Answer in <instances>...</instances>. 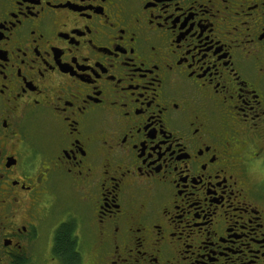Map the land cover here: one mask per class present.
<instances>
[{
  "label": "flooded vegetation",
  "instance_id": "flooded-vegetation-1",
  "mask_svg": "<svg viewBox=\"0 0 264 264\" xmlns=\"http://www.w3.org/2000/svg\"><path fill=\"white\" fill-rule=\"evenodd\" d=\"M261 147L264 0H0V264H264Z\"/></svg>",
  "mask_w": 264,
  "mask_h": 264
},
{
  "label": "snow or ice",
  "instance_id": "snow-or-ice-1",
  "mask_svg": "<svg viewBox=\"0 0 264 264\" xmlns=\"http://www.w3.org/2000/svg\"><path fill=\"white\" fill-rule=\"evenodd\" d=\"M227 2H228V0H225L226 4H227ZM152 50L155 51V48H153ZM193 60H197L198 61V58L193 56ZM188 63H189V71H191V67H190L191 62H188ZM192 75H195L194 71L192 72ZM189 79H191V77H189ZM208 82L212 83L211 78H209ZM63 107H64V105L61 104V108H63ZM69 107H71V105H69ZM73 112H74V110H73ZM73 112L65 113V118H66V121L68 123H71L72 120L74 119ZM241 112H243V109H241ZM243 118L244 119H248V117L246 115ZM168 147H169V151L171 152L172 151L171 146H168ZM172 155H175V152H172ZM245 162L248 165H250L252 168H258L261 172H264V147L258 148L256 150V152H254L252 154V156ZM156 163H160V161H156ZM164 163H167V161H164ZM204 163L206 164L207 162L205 161ZM149 167H152V165H149ZM181 168L185 169V171L181 172V174L182 175H186L187 166L186 165H181ZM156 171L159 172L160 169L157 168ZM125 174L127 175L128 173H125ZM116 183H117V186H118L119 185V180H117ZM117 231H119V228H117Z\"/></svg>",
  "mask_w": 264,
  "mask_h": 264
},
{
  "label": "clouds",
  "instance_id": "clouds-1",
  "mask_svg": "<svg viewBox=\"0 0 264 264\" xmlns=\"http://www.w3.org/2000/svg\"><path fill=\"white\" fill-rule=\"evenodd\" d=\"M248 178L252 182L264 183V172L246 169Z\"/></svg>",
  "mask_w": 264,
  "mask_h": 264
},
{
  "label": "trees",
  "instance_id": "trees-1",
  "mask_svg": "<svg viewBox=\"0 0 264 264\" xmlns=\"http://www.w3.org/2000/svg\"><path fill=\"white\" fill-rule=\"evenodd\" d=\"M64 242V241H63ZM63 251H67L68 253H71V249H70V246L68 245V241L64 242V246H63Z\"/></svg>",
  "mask_w": 264,
  "mask_h": 264
},
{
  "label": "rangeland",
  "instance_id": "rangeland-1",
  "mask_svg": "<svg viewBox=\"0 0 264 264\" xmlns=\"http://www.w3.org/2000/svg\"><path fill=\"white\" fill-rule=\"evenodd\" d=\"M51 256H49L48 254H46V255H44V258L45 259H49ZM39 264H43V263H41L40 261L38 262Z\"/></svg>",
  "mask_w": 264,
  "mask_h": 264
},
{
  "label": "bare ground",
  "instance_id": "bare-ground-1",
  "mask_svg": "<svg viewBox=\"0 0 264 264\" xmlns=\"http://www.w3.org/2000/svg\"><path fill=\"white\" fill-rule=\"evenodd\" d=\"M79 230V229H78ZM75 236V235H74ZM47 242V241H46ZM86 252V251H85Z\"/></svg>",
  "mask_w": 264,
  "mask_h": 264
}]
</instances>
